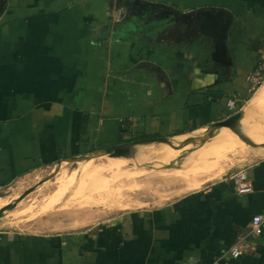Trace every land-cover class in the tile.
<instances>
[{"label": "crops", "instance_id": "0c3cea01", "mask_svg": "<svg viewBox=\"0 0 264 264\" xmlns=\"http://www.w3.org/2000/svg\"><path fill=\"white\" fill-rule=\"evenodd\" d=\"M219 11L232 18L231 67L211 60L213 42L199 30L207 13ZM258 65L264 0H0V189L118 145L158 138L173 144L210 131L234 113L228 99L241 109L246 77ZM175 145L166 157L107 154L106 165H95L101 176L115 170L114 179L129 160L168 165L189 150ZM253 152L241 170L203 187L197 177L217 178L203 161L216 163L221 154L188 153L167 176L193 191L161 207L67 231L0 230V264H264V225L260 237L248 236L251 217H264V148ZM112 160L122 165L113 168ZM239 173L252 193H235L231 178ZM241 237L245 249L233 259L228 252Z\"/></svg>", "mask_w": 264, "mask_h": 264}, {"label": "rangeland", "instance_id": "374dc122", "mask_svg": "<svg viewBox=\"0 0 264 264\" xmlns=\"http://www.w3.org/2000/svg\"><path fill=\"white\" fill-rule=\"evenodd\" d=\"M263 87L264 81L254 91L249 92L248 98L242 103L239 111L245 109L249 101ZM239 111L236 110L232 115ZM200 135L202 134H197V136ZM241 142L238 144L239 146L236 143H228L222 149H220L221 145H214L220 152L218 154H221L222 151L226 152L223 158V162H226L223 163L222 173L217 178L213 180H209V177L205 176L197 178V180L205 182L201 187L221 179L228 172H238L250 160L254 159V148L243 143V141ZM261 145H264V142ZM188 148L189 150L179 153V156L168 165L154 163L152 160L135 164L129 160L120 169V174L124 176L112 179V172L110 170L104 171L102 177L106 181V186L92 190L87 188L86 193L82 191L83 194L72 189L80 178V174L77 173L72 179L70 177L76 168L75 162H63L52 169L39 170L27 177L18 179L11 185L0 189V209L6 205L15 206L12 210L5 211L0 217V230L20 233L67 231L79 228L81 225H90L100 220H107L125 211L151 209L170 204L186 193L193 191L189 190L192 188L188 187L189 184L185 180H174L167 176L173 172L171 170H178L181 160L188 153L195 151L197 154L200 152L194 150L195 146L193 145L188 146ZM209 154L214 157L211 152L205 154V157ZM200 156H204V154H200ZM107 161L108 157L99 156L95 158L94 163L106 165ZM99 173L101 174V172ZM217 174L215 173V176ZM57 175L67 181L68 190L64 188L65 190L56 197L57 199L48 202L46 199L54 193L59 185V183H55ZM25 193L28 194L20 200ZM47 203L50 205H46Z\"/></svg>", "mask_w": 264, "mask_h": 264}, {"label": "bare ground", "instance_id": "6f19581e", "mask_svg": "<svg viewBox=\"0 0 264 264\" xmlns=\"http://www.w3.org/2000/svg\"><path fill=\"white\" fill-rule=\"evenodd\" d=\"M208 130L210 131H205V129H203L202 131L196 132V133H192L188 136H184L181 138H177L175 140V142L173 144H167V143H159L158 145V149H155L153 145L150 144H143L142 146H137V147H133L130 150H128L129 152V156L127 157H131L135 158V159H143L145 156L150 155V154H156V152H160V154H162L164 157L166 152H169L171 150H173L176 147V143H178V147L182 146H190L193 145L195 146L194 150H199L200 154H202V150L205 151L206 154L208 152H211L212 154L217 155L218 153H220L214 146L212 148H208V149H203L202 145L205 144V142L208 141H213L214 143L221 145L220 149H222L223 147H225L228 143H236V145L241 144L242 140L240 139L239 135L245 137L248 141H250L251 143L254 144H258L261 145L264 142V87L259 90L257 92V94L249 101L247 107L245 109H243L241 111V114L236 122V126L234 129H229V128H216V129H210L209 127H207ZM197 134H202L200 136H197ZM173 140V139H172ZM171 143V142H170ZM212 143V142H209ZM213 143V144H214ZM244 143V142H243ZM185 144V145H184ZM175 145V146H173ZM200 145V147H199ZM205 146V145H204ZM239 146V145H238ZM237 146V147H238ZM242 146V145H241ZM185 148V149H186ZM184 149V148H183ZM177 150V149H176ZM178 151V150H177ZM185 151V150H184ZM195 152V151H194ZM223 152V153H222ZM220 157H218V159L216 160V163L212 162L211 164H208L206 161L202 163L203 166V170H207L208 172H214V173H218L215 177H218L221 173L222 170L221 168L223 163V158L225 155V151H222ZM179 153V152H178ZM96 154L93 155H89L86 157H82L79 158V160L76 162V168L75 170L70 174L71 179L74 177V175L80 174V178L76 181V185L74 188V191H79V192H85V190H87V188L92 189H101L102 187L106 186V181L102 178L101 174L99 172H101L100 169L101 166H96L94 163L95 158H98L99 156H95ZM158 155V154H157ZM167 155V154H166ZM104 156V155H103ZM155 156V155H154ZM160 156V155H159ZM173 156V155H172ZM177 156V154H175V157ZM179 156V154H178ZM108 157V156H107ZM153 157V156H152ZM170 157V156H169ZM192 157V156H191ZM194 157V156H193ZM154 158V157H153ZM162 158V157H161ZM109 159V158H108ZM112 159V158H110ZM118 159V157H117ZM116 159V160H117ZM173 159H175L173 157ZM172 159V160H173ZM200 159V157L198 158ZM115 160V159H114ZM121 160V159H120ZM119 160V161H120ZM151 160V159H150ZM162 160V159H159ZM207 160V159H206ZM211 160V159H210ZM214 160V159H213ZM113 161V160H112ZM127 161V160H126ZM131 161V160H130ZM158 161V160H156ZM196 161V160H195ZM201 161V160H200ZM209 161V160H208ZM97 162V161H96ZM117 162V161H116ZM116 162L113 161V163L111 165H114L113 168H115L116 166L118 167L117 164H115ZM124 162V161H123ZM159 162V161H158ZM165 161H163L164 164ZM188 161L185 162L184 165H186ZM192 162V161H191ZM190 162V163H191ZM197 162V161H196ZM229 162V161H228ZM121 163V161L119 162ZM118 163V164H119ZM137 163V162H136ZM144 163V162H142ZM155 163V162H154ZM160 163V162H159ZM162 163V162H161ZM166 163V162H165ZM190 163H187V165H189ZM181 164V163H180ZM192 164H195L194 162H192ZM199 164V163H198ZM116 165V166H115ZM122 165V163L120 164ZM119 165V167H120ZM75 166V165H74ZM123 166V165H122ZM182 166V165H181ZM199 166V165H197ZM98 167V169H96ZM103 167V166H102ZM105 167V166H104ZM109 168H112L110 165H108ZM118 167V168H119ZM191 168V166H189ZM107 168V167H106ZM109 168H107V170H109ZM183 168V167H182ZM185 168V167H184ZM193 168V165H192ZM111 170V169H110ZM118 170V169H117ZM186 170V169H185ZM194 170V169H193ZM99 171V172H98ZM113 172L115 170H112ZM175 171V170H174ZM182 170H180L181 172ZM66 172V171H65ZM112 172V173H113ZM126 172V171H125ZM189 172V170H188ZM116 173V172H115ZM112 174V177H115L116 175ZM124 173V172H123ZM175 173V172H174ZM179 173V172H176ZM187 173V171H186ZM213 173V174H214ZM60 174V173H59ZM180 174V173H179ZM188 174H192V173H188ZM111 175V174H110ZM177 175V174H176ZM197 174H195L196 176ZM199 175V174H198ZM66 176V175H65ZM174 176V175H173ZM194 176V177H195ZM201 176V175H199ZM78 177V176H77ZM120 177V176H119ZM177 177V176H175ZM182 177V176H181ZM185 177V176H183ZM189 177V176H188ZM68 178V177H67ZM186 178V177H185ZM196 178V177H195ZM198 178V177H197ZM70 179V178H69ZM77 179V178H76ZM115 179V178H114ZM117 179V178H116ZM190 179V178H189ZM187 179V180H189ZM193 179V178H192ZM191 179V180H192ZM74 180V179H73ZM69 181V180H68ZM195 181V180H194ZM67 181L63 180V177H60L57 175L56 177V182L55 183H59L58 187L56 188V190H54V193L48 198L46 199V201L51 202L52 199L55 200V198L57 196H59V194L64 191L65 189L68 190ZM69 183V182H68ZM73 183V182H72ZM56 184V185H57ZM67 188H66V187ZM70 186V184H69ZM74 186V184H73ZM200 187V186H199ZM65 188V189H64ZM89 190V189H88ZM90 191V190H89ZM82 192V194H83ZM91 192V191H90ZM86 193V192H85ZM57 199V198H56ZM1 200V199H0ZM54 202V201H53ZM6 205V203H5ZM46 205H50L49 203H47ZM2 206V205H1ZM44 208V206H43Z\"/></svg>", "mask_w": 264, "mask_h": 264}, {"label": "water", "instance_id": "95a60500", "mask_svg": "<svg viewBox=\"0 0 264 264\" xmlns=\"http://www.w3.org/2000/svg\"><path fill=\"white\" fill-rule=\"evenodd\" d=\"M231 22H232V18L230 14H228L226 11H219L214 15L207 13L206 18L203 20V22L201 23L199 27L200 33L204 35L205 37L210 38L213 42L214 49H213V52L211 53V60L225 67H231L232 65L231 61L229 60L228 50L226 46L228 31H229ZM240 114L241 112L239 111L233 115H230L226 119L210 125L209 128L211 130L212 129L214 130L216 128L234 129ZM239 137L244 143H246L247 145L253 148H258V147L264 148V145H255L254 143H251L250 141H248L245 137L241 135H239ZM167 140L168 139L166 138H158V139L144 140V141H139V142H134V143H129V144H122V145L108 148V149H105V150H102V151H99L93 154H96L95 156H103V155L109 154L110 157L125 158L129 156L128 150H130L134 146L148 144V143H167L168 144L169 141ZM83 157H86V156H83ZM78 160L79 158H75V159L67 160V162L76 163ZM28 193L23 194L20 200L23 197H25ZM14 207H15L14 205H6L2 207L0 209V217L3 215L5 211L12 210Z\"/></svg>", "mask_w": 264, "mask_h": 264}, {"label": "built area", "instance_id": "2783aa9c", "mask_svg": "<svg viewBox=\"0 0 264 264\" xmlns=\"http://www.w3.org/2000/svg\"><path fill=\"white\" fill-rule=\"evenodd\" d=\"M264 65H258L249 72L246 81L249 84V92L254 91L264 81ZM226 107L229 111H236L235 101L228 99ZM234 181L235 193L237 195L250 194L253 191L252 182L242 173H239L231 178ZM264 217L260 214L253 215L249 222V237H260L263 233ZM245 237L239 238L231 247L228 254L231 258L237 259L242 255L245 249Z\"/></svg>", "mask_w": 264, "mask_h": 264}]
</instances>
